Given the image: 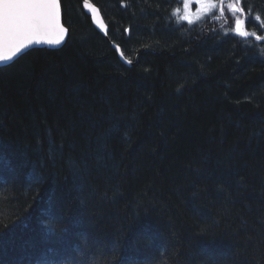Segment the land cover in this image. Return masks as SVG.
<instances>
[{"label": "trees", "instance_id": "trees-1", "mask_svg": "<svg viewBox=\"0 0 264 264\" xmlns=\"http://www.w3.org/2000/svg\"><path fill=\"white\" fill-rule=\"evenodd\" d=\"M60 1L64 47L0 68V264H264V0L260 40L89 0L107 39Z\"/></svg>", "mask_w": 264, "mask_h": 264}, {"label": "snow or ice", "instance_id": "snow-or-ice-1", "mask_svg": "<svg viewBox=\"0 0 264 264\" xmlns=\"http://www.w3.org/2000/svg\"><path fill=\"white\" fill-rule=\"evenodd\" d=\"M199 7L196 12L191 11V0H184L183 11L180 8L173 10L172 15L178 21L193 22L192 16L199 19L202 14H208L218 9L220 16H224L225 7L235 17L234 31L241 37L253 35L257 40L261 37L255 32L241 30L242 20L238 13H242L239 0H198ZM257 20L260 17H256ZM58 33L55 40L48 39V44H60L66 29L60 24L59 0H0V61L10 62L28 45L40 43L39 37L50 33ZM34 38L35 41H34ZM131 63V61H128Z\"/></svg>", "mask_w": 264, "mask_h": 264}, {"label": "water", "instance_id": "water-1", "mask_svg": "<svg viewBox=\"0 0 264 264\" xmlns=\"http://www.w3.org/2000/svg\"><path fill=\"white\" fill-rule=\"evenodd\" d=\"M59 3H60V24L63 28L66 29L65 34L62 37H60V40H61L60 44H55V43L48 44V43H46V40H48V39L55 40L57 38L58 33L53 32V33L48 34L47 36H41V37H39V39L41 41L40 43L33 42L32 44L28 45L27 48L23 49L20 53H17L16 56H14L12 58V61L7 62V63L0 61V68L13 64L20 57H22L24 54H26L27 52H29L33 49L47 48V49L57 50V49H61L64 47V45L66 44V42L68 40L69 30L65 26L64 21H63L62 5H61L60 0H59ZM83 8L85 10V13L91 18L93 25L96 27V29L108 39V25L106 24L100 9L98 7H96L89 0H83ZM243 17L245 18L244 14H243ZM35 39L36 38H34V41H35ZM114 47L118 51V55L121 58V60L127 63L121 49L119 47H117L116 45H114ZM129 65L131 66L132 64H129Z\"/></svg>", "mask_w": 264, "mask_h": 264}, {"label": "rangeland", "instance_id": "rangeland-1", "mask_svg": "<svg viewBox=\"0 0 264 264\" xmlns=\"http://www.w3.org/2000/svg\"><path fill=\"white\" fill-rule=\"evenodd\" d=\"M195 4H197V5L195 6ZM183 6H184V0H183V2H182V8H181V11H183ZM198 7H199L198 0H191V11H192L193 13L196 12V10H197ZM204 15H206V14H202L201 17H203ZM201 17H200V18H201ZM192 20H193V21L197 20L196 17H195V15L192 16Z\"/></svg>", "mask_w": 264, "mask_h": 264}, {"label": "bare ground", "instance_id": "bare-ground-1", "mask_svg": "<svg viewBox=\"0 0 264 264\" xmlns=\"http://www.w3.org/2000/svg\"><path fill=\"white\" fill-rule=\"evenodd\" d=\"M245 25H246V22H245ZM255 39V38H254ZM15 63V62H14Z\"/></svg>", "mask_w": 264, "mask_h": 264}]
</instances>
